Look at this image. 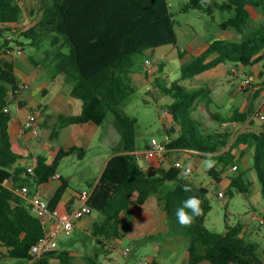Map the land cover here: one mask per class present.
<instances>
[{
    "label": "trees",
    "instance_id": "obj_1",
    "mask_svg": "<svg viewBox=\"0 0 264 264\" xmlns=\"http://www.w3.org/2000/svg\"><path fill=\"white\" fill-rule=\"evenodd\" d=\"M30 3L32 13L42 11V18L37 26L23 34L29 36L30 31L39 29L38 36L43 32L50 36L51 44L56 47L49 53L55 67L53 77L73 83L71 95L83 102L81 113L58 115L52 136L64 125L89 121L103 124L109 114L113 116L109 140H112L115 154L107 161L88 200L93 210L101 214V219L92 227L96 243L109 253L124 237L122 225L125 220L130 223L133 219V208L142 206L150 195H157L165 204L171 228L190 238V264L204 260L212 264H264L257 251L258 244L243 239L240 226L228 227L224 233L206 226L205 217L211 209L208 187L187 182L181 176V170L174 166L141 165L133 153L137 150V119L127 114L122 105L135 89L132 72L137 63L136 56L178 42L169 0H53L51 4L47 0H30ZM249 5L264 11V0H188L183 7L186 11L191 8L210 14L215 9L228 11L230 16L221 22V28H234L241 35L237 39H213L202 52L183 63L181 76L161 86V91L174 97L169 105L174 123L165 125L171 136L169 147L197 151L201 157H216L222 165L218 168L215 164L210 173L221 182L222 173L235 162L233 151L236 146L253 145L254 167L264 195V122L257 129L248 126L236 135L231 122L245 121L253 110L226 117L211 110L212 99L207 87L189 88L183 83L218 65L260 62L264 65V18L253 24ZM23 12L19 0H0V34L4 35L6 30L13 32L12 26L21 22ZM10 40L7 38L1 47L12 48ZM185 54V50H180L182 58ZM49 88H45V94ZM20 89L14 66L0 59V256L26 263L33 256L32 246L45 235L46 227L29 201L13 187L46 182L59 170L62 158L74 154L83 157L87 150L80 145L61 148L52 162H48L45 154H39L36 164L29 170L22 163L24 156L13 149L12 114L6 110ZM204 99L207 100L204 108L211 118L219 121L218 126L208 125L193 115ZM254 123L252 120L250 125ZM115 131L120 134L118 143ZM238 167L229 175L226 193L230 197L250 190L246 170ZM168 180L178 182L165 190ZM67 186L68 180L64 179L49 201L51 207L57 205ZM185 186L192 190L184 191ZM189 196L200 199L202 215L195 217L191 225L181 226L175 210ZM54 256L61 264H70L73 258L71 250L57 248L41 256L36 263L51 264ZM99 256V253L86 256L84 264H103Z\"/></svg>",
    "mask_w": 264,
    "mask_h": 264
},
{
    "label": "rangeland",
    "instance_id": "obj_2",
    "mask_svg": "<svg viewBox=\"0 0 264 264\" xmlns=\"http://www.w3.org/2000/svg\"><path fill=\"white\" fill-rule=\"evenodd\" d=\"M19 1L24 8V17L21 24H14V26L20 25L13 32L6 30L4 35L0 34V59L7 60L14 66L20 87L23 88V91L25 90L23 95L26 96L29 85L32 84V88L36 89L40 84L50 81V75L54 73L52 69L54 66L49 53L56 47L51 44V38L45 32L41 36L37 35L39 29L30 31L29 36L23 34L24 31L37 26L42 18V13H32L30 0ZM47 1L51 4L53 0ZM218 1L223 2L226 0ZM187 2L188 0H169L178 36L177 44H165L160 46L156 52L147 50L136 56L137 63L132 72L135 89L122 106L127 114L137 119L136 146L138 151H143L154 137L163 139L167 135L165 125L174 123L173 115L166 113V110H169L170 103L174 101V97L162 93L161 86L179 78L182 74V64L202 52L213 39H237L241 35L234 28L229 30L221 28V22L230 16L228 11L215 9L212 14L197 8L186 11L183 7ZM248 7L251 10L253 24H257L264 18V11L260 8L253 5ZM7 38H11L9 43L13 50L6 45L1 47ZM17 40H21L23 44ZM19 47L23 49V53L16 52ZM180 50L186 52L183 58L179 55ZM147 59L151 61L149 63L150 67ZM232 66L239 68L234 64ZM245 67L244 69L250 72L252 66L245 65ZM239 71V76L244 78L243 70L239 69ZM202 80V75L199 74L193 79L183 81V83L189 88H199L203 84ZM235 80L239 82L238 78ZM26 84H28L27 87ZM234 84L238 85L236 82ZM72 85L73 83L70 82L62 85L61 93L65 97L71 96L73 98L71 95ZM248 87L250 88V86ZM40 97L43 101L46 100L45 93H41ZM203 104L202 101L193 115L199 116L207 124L208 122L219 123L218 120L209 116ZM9 106L13 115H15L18 112L17 99H13ZM210 108L214 110L213 106H210ZM33 113L38 115V111ZM71 113L72 110L67 108L65 114L69 115ZM112 127L113 116L109 114L98 131L93 136H89L90 141L86 145L87 152L83 157L74 154L61 159L59 170L73 189L80 192L84 190L90 192L93 184L99 179L106 160L114 153L113 145L109 140L112 136L110 133ZM38 129L39 135L30 138L32 142L39 141L46 136L47 131L44 127H38ZM115 132L118 136L120 135L117 131ZM171 157L174 160L182 159L186 164H193L194 169L186 178L183 177V171H181V176L187 182H191L195 186L208 187L207 198L211 209L205 217L206 226L219 233L226 232L228 227L240 226L242 228L240 236L246 241L257 243L258 254L264 260V224L263 227L261 226V220H264V195L262 190H257L252 183L251 191L237 192L233 197H230L226 193L227 185L217 182L210 170L204 167L203 161L210 158L220 168L222 164L218 162L216 157H201L198 153L184 149L172 150L170 159ZM251 159L254 162L253 154ZM139 163L146 165L148 162L141 156ZM177 182V180H168L165 190L171 189ZM153 196H155L154 202L159 201L165 207V204L157 195ZM99 214L98 210H93V216L98 217ZM255 215L257 216L255 217ZM81 234L82 232L76 229L70 234L65 231L59 234L58 249L75 251L73 252L75 256H73L70 264H84L85 257L94 253H99L103 264H134L136 260L151 259L158 253V246H161L159 256L161 264H173L175 260L185 255L190 242V238L183 232L171 228L170 233L143 237L138 241L132 240L130 236L122 237L117 241L116 247L111 248L108 253L107 250L96 243L93 236H82ZM128 248L132 251L125 253ZM55 259L51 261V264L58 263V260L54 261ZM0 264H25V262L8 256H0Z\"/></svg>",
    "mask_w": 264,
    "mask_h": 264
},
{
    "label": "crops",
    "instance_id": "obj_3",
    "mask_svg": "<svg viewBox=\"0 0 264 264\" xmlns=\"http://www.w3.org/2000/svg\"><path fill=\"white\" fill-rule=\"evenodd\" d=\"M38 13H42V11L36 12L34 14ZM19 25H13L12 27L16 29V27H18ZM159 47L160 46L152 49V51L156 52ZM233 64L238 66L239 68L232 66ZM241 66L242 68H240ZM250 66L252 67L249 72L244 69L246 67L242 63H227L225 65H218L201 73L203 79V84L201 87L205 86L208 88L209 95L212 99L211 106H213V111L221 113L226 117H230L235 112L245 113L249 110H253V113L245 121L231 122L236 135L248 126L257 129L259 128V125L263 123L258 117V112L260 110H264V65L263 62H260ZM239 69L243 70V73L245 74L244 78L239 76ZM53 76L54 75L52 73L50 75V81L40 84L36 89L32 88L33 85L29 80V83L31 85H29L27 89L28 92L26 96L23 95V92L25 91H23V88L19 90V94L13 98L17 99L18 102V112L15 115H13L12 110L8 105V111H10L12 114V118L10 120V135L12 139L13 149L24 156V158L22 159V163H24V165H26L28 168L33 167L36 164L37 156L39 154H45L48 158V162H52L61 148H69L73 145L86 147L87 143L90 141L89 136H93L98 131L100 125L104 124H97L92 121L85 123L68 124L62 126L60 130L52 136L53 130L58 122V115L60 113L65 114L67 108H70L72 110L71 114H79L81 113L83 108V102L80 99H76L74 97L72 98L71 96L65 97L61 93L62 85L69 82H64L61 79L56 80ZM248 77L252 80L251 84L249 85L250 88L248 86H242L243 81ZM236 78H238L239 82L235 80ZM235 82L238 83V85H235ZM48 86H50V88L48 91H46V100L43 101L40 95L41 93H44L45 88H48ZM203 102L205 104L207 103V100L204 99ZM34 111H38L37 126L44 127L47 131L46 136L36 142H32L30 140V138L34 136L33 132L24 127V122L27 118L28 113ZM252 120L255 121V123L253 125H250V122ZM208 125L218 126L219 123L215 124L208 122ZM236 135L233 137V139H235ZM116 138V141L118 143L120 141V135L116 136ZM187 151L197 153V151L193 150ZM254 152V146L251 144L242 143L236 146L233 151L235 162L234 164L230 165L225 172L222 173L223 180L221 182L226 184L227 186L229 185V175L232 174L235 170H233V166L237 165L239 166L238 169L241 168L246 170V178L249 180V182L251 180L250 187L253 183L254 187L256 186L257 190H262L258 174L254 167V162H252L251 159L252 154L254 155ZM114 154L115 150L113 155ZM113 155H111L106 160L105 165ZM174 161L175 160L171 157L170 162H168L164 166L170 167L171 163ZM58 171L61 173L60 170ZM64 179L65 177L61 173L60 178H54L52 176L46 182L29 186V189L31 190L32 194H38L44 199L50 201ZM98 180L93 184V187L90 191L91 194L96 184L98 183ZM80 194V191L73 189L68 184L56 206L61 208V210H73L84 202V199L81 198ZM154 197L155 196L150 195L142 206L133 208V219L130 223L128 222V220H125L122 225V230L125 233L124 237L130 236L132 240L138 241L143 237L170 233L171 227L169 224L167 212L163 204H161L159 201H153ZM100 219L101 214H99L98 217H95L93 216L92 212L91 214L77 220L74 229L82 232V236H93L92 227L94 223ZM112 240H110V245H112ZM107 242L109 241L107 240ZM128 250L129 253L132 251L129 248ZM73 252L75 251L72 250L71 254L75 256ZM157 252L158 253H156L155 256L151 257V259L155 260V263L161 264V261L159 259L161 246H158ZM53 259H55L54 261L58 260L57 264H61L58 257H53L52 261ZM173 264H190L189 250L187 249L185 255L182 258L175 260ZM199 264L212 263L204 260Z\"/></svg>",
    "mask_w": 264,
    "mask_h": 264
},
{
    "label": "built area",
    "instance_id": "obj_4",
    "mask_svg": "<svg viewBox=\"0 0 264 264\" xmlns=\"http://www.w3.org/2000/svg\"><path fill=\"white\" fill-rule=\"evenodd\" d=\"M10 49V48H9ZM13 50V48H11ZM17 53H23V49L21 47L16 49ZM147 63H151L149 59H147ZM147 65V66H148ZM150 67V65H149ZM251 78H246L242 86H249L251 84ZM28 84H26V87ZM8 110V108H6ZM166 113H170L169 110H166ZM259 119L264 122V110H260L258 112ZM24 127L33 132L34 135H39V129L37 127V115L33 112H30L27 115V118L24 122ZM171 141V136L167 133V135L163 138L154 137L149 146H147L143 151L135 150L133 153L140 158L141 156L148 163H153L156 165H165L170 162V152L172 149L169 147V142ZM188 150V149H185ZM200 153V152H199ZM180 164L181 167L178 168L181 171H184L185 167L190 166L191 171L194 169L193 164L185 163L182 159H177L171 163V166L176 167L177 164ZM238 166L234 165L236 169ZM177 168V167H176ZM233 168V169H234ZM32 170V168H29ZM190 171V172H191ZM54 178H60L61 173L57 171L54 175ZM7 184V181H6ZM9 184V183H8ZM14 191L19 195L26 198L35 213H37L43 221V224L46 227L45 235L32 246L31 253L32 257L25 264H37L36 261L41 258L44 254H47L58 248V236L60 233L65 231L70 234L75 228L76 221L89 215L93 212L92 206L88 203V200L91 196V192L84 190L81 192V198L84 199V202L74 208L73 210H61L58 206L51 207L50 203L47 199H44L38 194H31L30 189L27 185L24 186H16L13 187ZM257 215H255L256 217ZM51 224V225H50ZM264 220H261V226L263 227ZM129 250H126L125 253H128ZM134 264H157L151 259L149 260H138Z\"/></svg>",
    "mask_w": 264,
    "mask_h": 264
},
{
    "label": "clouds",
    "instance_id": "obj_5",
    "mask_svg": "<svg viewBox=\"0 0 264 264\" xmlns=\"http://www.w3.org/2000/svg\"><path fill=\"white\" fill-rule=\"evenodd\" d=\"M204 167L207 170H212L215 167V161L206 159L203 161ZM177 168L181 165L178 163ZM191 171L190 166L185 167L182 173L183 177H187ZM192 189L185 186L184 191L190 192ZM201 201L197 196H189L181 202V205L175 210V217L181 226H189L195 217L202 215Z\"/></svg>",
    "mask_w": 264,
    "mask_h": 264
}]
</instances>
